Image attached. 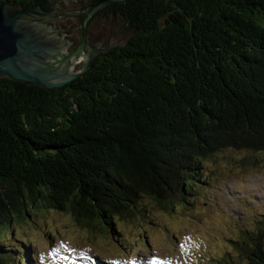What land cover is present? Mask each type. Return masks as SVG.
<instances>
[{"label": "trees", "instance_id": "obj_1", "mask_svg": "<svg viewBox=\"0 0 264 264\" xmlns=\"http://www.w3.org/2000/svg\"><path fill=\"white\" fill-rule=\"evenodd\" d=\"M94 15L125 38L65 89L0 78V264L31 262L29 245L6 244L30 208L116 235L145 198L189 204L218 152L264 151V0H128ZM232 242L229 264H264V212Z\"/></svg>", "mask_w": 264, "mask_h": 264}, {"label": "rangeland", "instance_id": "obj_2", "mask_svg": "<svg viewBox=\"0 0 264 264\" xmlns=\"http://www.w3.org/2000/svg\"><path fill=\"white\" fill-rule=\"evenodd\" d=\"M90 1L59 0L58 10ZM82 20L69 15L52 20L74 40L70 50L81 39ZM116 26L109 19L91 21L90 43L121 44L124 33L109 38ZM204 167V183L189 204L161 209L145 198L146 213L117 221L121 230L115 236L101 226L78 224L66 211L34 207L11 226L14 236L6 244L29 245L24 249L31 255L29 264H229L225 254L237 262L232 241L252 229L264 212V151L227 149L207 159Z\"/></svg>", "mask_w": 264, "mask_h": 264}, {"label": "water", "instance_id": "obj_3", "mask_svg": "<svg viewBox=\"0 0 264 264\" xmlns=\"http://www.w3.org/2000/svg\"><path fill=\"white\" fill-rule=\"evenodd\" d=\"M58 1L50 0L48 10L9 1L0 3V78L63 90L93 67L97 54L113 47L88 42V24L104 6L128 0H100L91 5L81 22V39L71 50L74 40L65 37L57 22L52 21L68 15L59 12Z\"/></svg>", "mask_w": 264, "mask_h": 264}, {"label": "flooded vegetation", "instance_id": "obj_4", "mask_svg": "<svg viewBox=\"0 0 264 264\" xmlns=\"http://www.w3.org/2000/svg\"><path fill=\"white\" fill-rule=\"evenodd\" d=\"M88 4V3H87ZM84 5H86V4H78V5H76V6H74V8L73 9H69V11H66V12H63V13H68V15L69 16H71V18L72 17H74V18H79L80 20H82L83 19V17H84V15H85V11L87 10H85L83 7H84ZM61 8H59V10H60ZM64 9H66V8H64ZM94 17H95V15L92 17V19L90 20V22L89 23H91V21H94L95 19H94ZM91 25V24H90ZM60 28H63V27H60ZM66 28V27H65ZM120 30L121 29H117L114 33H112L111 35H110V37L109 38H112L113 36H115L118 32H120ZM79 31V30H78ZM75 32L77 33V30H75ZM81 33H82V29H81ZM88 41L89 42H91V40H90V37H88ZM92 43V42H91ZM118 45V44H117Z\"/></svg>", "mask_w": 264, "mask_h": 264}]
</instances>
